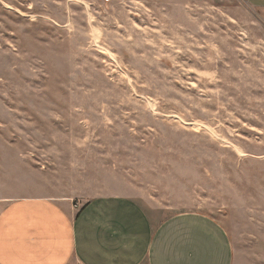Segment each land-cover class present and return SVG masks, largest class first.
<instances>
[{"label":"rangeland","instance_id":"374dc122","mask_svg":"<svg viewBox=\"0 0 264 264\" xmlns=\"http://www.w3.org/2000/svg\"><path fill=\"white\" fill-rule=\"evenodd\" d=\"M111 194L206 213L264 264V10L0 0V199Z\"/></svg>","mask_w":264,"mask_h":264},{"label":"crops","instance_id":"0c3cea01","mask_svg":"<svg viewBox=\"0 0 264 264\" xmlns=\"http://www.w3.org/2000/svg\"><path fill=\"white\" fill-rule=\"evenodd\" d=\"M264 10V0H242ZM225 227L188 211L154 225L134 197L0 199V264H233Z\"/></svg>","mask_w":264,"mask_h":264}]
</instances>
